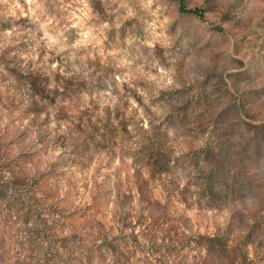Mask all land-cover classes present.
<instances>
[{
	"label": "clouds",
	"instance_id": "clouds-1",
	"mask_svg": "<svg viewBox=\"0 0 264 264\" xmlns=\"http://www.w3.org/2000/svg\"><path fill=\"white\" fill-rule=\"evenodd\" d=\"M0 264H264V0H0Z\"/></svg>",
	"mask_w": 264,
	"mask_h": 264
}]
</instances>
